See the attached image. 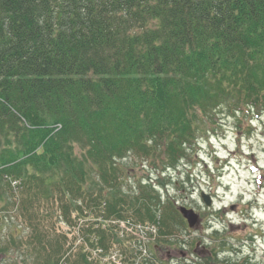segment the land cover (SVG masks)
Here are the masks:
<instances>
[{"label":"trees","instance_id":"trees-1","mask_svg":"<svg viewBox=\"0 0 264 264\" xmlns=\"http://www.w3.org/2000/svg\"><path fill=\"white\" fill-rule=\"evenodd\" d=\"M224 110L264 113V0H0V226L11 204L32 234L9 243L112 264L92 250L131 238L114 220L159 222L154 184L124 188L131 165L175 167ZM57 223L79 229L69 247Z\"/></svg>","mask_w":264,"mask_h":264},{"label":"rangeland","instance_id":"rangeland-1","mask_svg":"<svg viewBox=\"0 0 264 264\" xmlns=\"http://www.w3.org/2000/svg\"><path fill=\"white\" fill-rule=\"evenodd\" d=\"M199 140L201 143L190 149L187 158L169 168L165 175L161 174L164 165L158 159L160 156H155L135 162L124 177V188L130 192L138 188L143 178L160 184L162 189H158L164 204L171 200L175 207L193 208L201 218L200 225L193 228L173 226L171 221L176 232L161 235L160 240L154 238L157 242L151 245V251L141 242L140 253L155 257L158 264L162 261L163 264H239L244 258L261 259L264 263V113L239 116L224 110L213 130L200 134ZM151 162L157 169L151 168L154 165ZM202 191L211 195L212 206L201 198ZM4 204H9L7 196L0 198V206ZM3 215L0 246L6 243L10 246L6 253L0 254V264H31L39 260L37 242L9 243L12 234L16 238L20 234L24 240L30 236L26 220L11 204ZM179 216L175 214L174 220ZM46 221L50 229L56 219ZM55 225L58 232L67 231L71 241L74 234L79 235L67 224ZM132 240L138 243L136 238ZM129 244L116 245L134 258L131 248H124ZM227 248L240 253L224 251Z\"/></svg>","mask_w":264,"mask_h":264},{"label":"water","instance_id":"water-1","mask_svg":"<svg viewBox=\"0 0 264 264\" xmlns=\"http://www.w3.org/2000/svg\"><path fill=\"white\" fill-rule=\"evenodd\" d=\"M203 197L207 204H211V198L209 195L203 194ZM180 210L183 213V215L188 219L190 226L193 227L197 219L196 213L192 209H187L186 207H181Z\"/></svg>","mask_w":264,"mask_h":264},{"label":"bare ground","instance_id":"bare-ground-1","mask_svg":"<svg viewBox=\"0 0 264 264\" xmlns=\"http://www.w3.org/2000/svg\"><path fill=\"white\" fill-rule=\"evenodd\" d=\"M196 215H197L196 222L200 223V220H201L200 215H199L197 212H196ZM73 229H76V230L78 231V233H79V229H78L77 227H75V228H73ZM114 229L117 230L119 233H121V232H120V229H119V224H118V223H115ZM147 230L150 232L151 235L153 234V230H152V229H147ZM136 233L139 234V232H136ZM17 236H19V235H17ZM252 246H253V245H251L250 247H252ZM86 249H87V248H86ZM92 253H93V257H100V258L103 260V262L106 261V260L104 259V257H102V254L99 253V251L92 250ZM110 257L112 258V255H111ZM63 262H64V261H63ZM61 263H62V261H61Z\"/></svg>","mask_w":264,"mask_h":264},{"label":"flooded vegetation","instance_id":"flooded-vegetation-1","mask_svg":"<svg viewBox=\"0 0 264 264\" xmlns=\"http://www.w3.org/2000/svg\"><path fill=\"white\" fill-rule=\"evenodd\" d=\"M236 251V250H235Z\"/></svg>","mask_w":264,"mask_h":264}]
</instances>
